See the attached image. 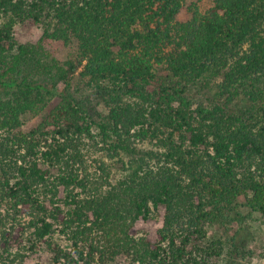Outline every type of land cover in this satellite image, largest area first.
<instances>
[{
	"label": "trees",
	"instance_id": "obj_1",
	"mask_svg": "<svg viewBox=\"0 0 264 264\" xmlns=\"http://www.w3.org/2000/svg\"><path fill=\"white\" fill-rule=\"evenodd\" d=\"M185 2L0 0V264L43 252L48 264L252 255L243 227L264 216V0H215L177 23ZM29 24L42 35L19 44ZM90 96L106 111L91 113ZM155 213L156 236L140 234Z\"/></svg>",
	"mask_w": 264,
	"mask_h": 264
},
{
	"label": "rangeland",
	"instance_id": "obj_2",
	"mask_svg": "<svg viewBox=\"0 0 264 264\" xmlns=\"http://www.w3.org/2000/svg\"><path fill=\"white\" fill-rule=\"evenodd\" d=\"M215 0H186L185 4L183 5L181 11L176 17L177 23H186L190 21L195 15L204 14L209 9H211L214 5ZM42 35V31L33 25H25L19 26L16 30L15 38L19 44H26V43H34L36 44L39 38ZM55 56L59 60L64 59L65 51L63 50H56L55 49ZM72 91L80 89L85 92V96H87V90L82 88L80 84H72L71 86ZM78 94H81L80 92ZM88 105L90 108H93L91 113H94L95 110L106 111L104 109V102L100 99H97L94 96L89 97ZM54 106L55 104H51ZM43 119V115L36 117V118H28L26 119L27 128L26 130H30L33 127H36ZM144 148H151V145H148L147 142L145 145L138 146L139 149ZM99 159H103L104 162L107 164H112L111 160L106 154L98 153L96 155ZM115 168L114 164L112 166ZM116 172V169H115ZM115 172H112V174ZM240 212L243 215L248 214V210L242 209ZM248 224H245L244 228V238H246V250L252 252V255L248 257V259L241 260L239 264H264V216H260L259 214H253ZM236 225V224H235ZM161 227V216L159 214H153L152 218L146 222L138 224L136 230L140 232V234H148L150 238H154L156 236L157 230ZM240 227L235 226L234 229H239ZM208 229L215 233L223 231V228L217 226L216 224L211 225ZM57 241L61 244L58 237L56 236ZM65 245V243H64ZM50 256L43 252L39 255H30V258L27 261V264H48ZM119 264V263H113Z\"/></svg>",
	"mask_w": 264,
	"mask_h": 264
}]
</instances>
